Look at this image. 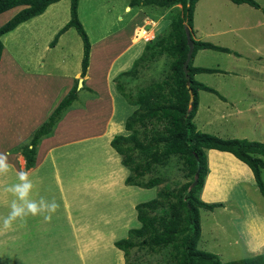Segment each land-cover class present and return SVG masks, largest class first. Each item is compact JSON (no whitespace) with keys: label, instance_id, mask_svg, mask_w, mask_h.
<instances>
[{"label":"crops","instance_id":"0c3cea01","mask_svg":"<svg viewBox=\"0 0 264 264\" xmlns=\"http://www.w3.org/2000/svg\"><path fill=\"white\" fill-rule=\"evenodd\" d=\"M60 3L63 4L62 8L59 6ZM233 4L235 5L233 9H242L241 5H248ZM66 7L68 6L65 0L51 3L41 14L19 23L0 36L2 44L0 51V152L9 154L8 161L12 165L11 171L6 175H0V264H113V262L122 264V260L115 254L113 240L127 235L129 229L139 227L135 204L155 196L154 186L144 188L124 183L129 171L120 163V155L109 144L114 135L129 133L124 129V120L136 108V105L127 103L116 90L114 77L129 69L142 52L144 42L138 41L139 37L135 34L138 28H142L137 26L146 22L142 19V15L149 20L144 15L146 10L144 12L140 10L144 8L143 6L129 7L127 0L124 10L130 13V19L137 17L136 23H133L129 32L119 29L110 36L108 33L100 37L95 42L96 46H100L99 48H94L95 43L90 44L88 63L83 77L79 76L80 67L70 73L62 71L64 75L55 74L53 70L55 66L51 59L55 55L60 58V55H53L52 51L55 48L61 50L63 35L67 33L68 28L57 37L53 45L50 46L49 42H44L42 49L36 51L34 57L32 55L23 57L19 54L17 59L3 45L4 35L21 28L33 29L37 23L42 25V28H47L45 33L54 36L68 17L62 15L58 22H54L53 19L61 11L64 12ZM135 9L138 11L136 12ZM9 10L12 12L6 15L3 22L18 8L13 7L6 11ZM194 10L195 7H193ZM193 11L192 32L194 33L191 37L194 40L203 41L194 37L198 31L197 26H193ZM148 12L151 13V11ZM166 12L164 10L161 13H152L158 18L150 19L149 25L151 23L162 25L165 20L163 15ZM231 14L229 21L227 20L223 29L220 30L227 35L224 37V42L212 43L227 49V52H222L227 57L224 60V66L222 68L206 66L197 62H193L192 65L220 70L208 73L223 76L224 93L217 92L222 97L221 100L217 98L221 104L217 112L221 111L219 116L224 119L227 131H219L220 127H218L214 134L222 138L245 139L244 135L235 133L239 131L237 121L241 122L244 112L252 111L259 118L261 131L264 129V126H261L264 114L256 113L258 108L264 109V100H249V103H244L242 100L243 91L251 96L264 91V81H261L264 79V14L262 18L255 20L246 17L232 20ZM117 17L122 16L117 15ZM3 22L1 21L0 25ZM139 43L142 46L137 50L135 46ZM202 50L204 49L196 51ZM43 53L48 54L50 58L44 60ZM192 59L196 60L195 54ZM46 64L47 68H45ZM74 79H77V89L79 88L75 100L55 124L52 133L38 141L34 163L31 167L25 168L23 156L12 149L28 140L31 132L47 118L65 95ZM82 83L86 88H80ZM209 87L216 90V87L212 85ZM198 107L199 102H197L196 112ZM215 108L216 104L212 106L214 111ZM254 125V128L258 129L257 121ZM262 134L261 132L258 136ZM263 140L260 142H264ZM237 163L245 167L243 174L237 171L231 179L222 176L221 171L234 170L237 168ZM206 165L207 173L200 192L202 197L207 182L209 185L213 182L216 186L215 180L218 182L225 180L229 189L232 184L245 185L254 181L249 168L228 152L212 149L209 153L207 152ZM215 166H219L216 174H214L215 170L213 171ZM19 171L27 172L29 180L33 183L30 199L38 201L43 197L47 201L55 200L58 207L52 213L50 221H46L43 214H29L23 218H17L10 228L5 229L3 219L9 215L11 203L17 199L8 189L20 182L17 176ZM218 173L221 176H218ZM228 189L225 200L217 201L231 203L232 198L228 194ZM242 198L240 196L235 199L236 202H242V215L236 219L235 213L229 223L234 235L236 234L235 241L236 239L241 241L246 253L250 256L258 251H252L255 253L251 254L247 249L256 250L264 247V215L262 213L263 216L260 215L256 202L248 197L245 200ZM216 209L221 211V207H215L213 210ZM222 217L224 218V215ZM219 221L217 219L215 223H212L216 233V236L212 238H217L219 234L218 230L221 229ZM201 231L200 228L198 239H201ZM217 250L215 254L218 257L220 251Z\"/></svg>","mask_w":264,"mask_h":264},{"label":"trees","instance_id":"16d2710c","mask_svg":"<svg viewBox=\"0 0 264 264\" xmlns=\"http://www.w3.org/2000/svg\"><path fill=\"white\" fill-rule=\"evenodd\" d=\"M56 1L59 0H0V13L13 7H21L0 25V36L19 23L41 14L49 4ZM77 1L69 0V20L57 30L49 44L53 45L63 31L73 27L82 44L79 76L83 77L88 63L90 43L76 15ZM230 1L236 4L246 3L258 8L254 0ZM195 2L196 0H128L129 7L154 5L169 9V29L165 34L155 37L152 44L150 41L144 43L141 54L132 62L130 68L114 77L116 90L127 103L136 105V108L124 120V129L129 133L114 135L109 144L120 155V163L129 171L124 179L125 184L144 188L158 185L160 183L158 178L143 181L139 178L152 164H163L171 156H176L181 161L185 170L184 176L189 180L175 190L158 189L153 198L135 204L139 227L129 229L127 236L115 241L114 245L126 254L134 246V239L140 247L152 252L170 244L172 250L170 264H264V251L239 259L221 261L216 254L196 248V241L200 235L198 209L211 210L220 206L218 202L207 203L197 196L202 183L204 185L203 178L207 173L206 150L225 151L243 162L251 171L254 184L264 198V187L260 177V171L264 169V143L244 138L218 137L196 130L192 123L197 109L198 90L213 93L222 99L216 90L193 79L195 73L220 70L193 66L192 57L197 49L227 52L222 46L190 37L192 52L186 66L187 77H185L182 70L187 51L184 27L192 32V11ZM1 49L0 42V51ZM147 49L151 50L149 54L151 59L166 52L171 57L168 64L169 71L161 80L139 88L135 95L130 97L123 91L118 79L127 78L133 72L136 62L143 57ZM80 88L86 87L82 83ZM78 89L77 79H74L65 95L47 118L31 132L28 140L12 149L23 156L25 168L33 165L36 144L41 138L52 133L55 124L75 100ZM188 90L192 92L191 101ZM154 121L161 123V128L154 130L146 141L141 140L136 125L146 127ZM134 151L142 161L133 159ZM193 180L195 184H192ZM165 204L166 212L155 215L154 211L157 207Z\"/></svg>","mask_w":264,"mask_h":264},{"label":"rangeland","instance_id":"374dc122","mask_svg":"<svg viewBox=\"0 0 264 264\" xmlns=\"http://www.w3.org/2000/svg\"><path fill=\"white\" fill-rule=\"evenodd\" d=\"M65 2L69 7V0H65ZM256 2H258V4L260 5L258 9H254L249 5H241L243 6L242 9H233L235 5L229 0H197L194 6L195 10L193 11V26H197L198 33L196 34V36L194 35V37L199 38V40L222 44L224 42V37L227 35L221 33L220 30L223 29L222 27L224 23L227 20L229 21L230 14L232 11V20H239L240 18L244 19L245 17L252 20H255L256 18H262L261 16L264 14V0H256ZM125 3H127V0L78 1V7H76V15L88 37L90 44H94L100 37L105 36L108 33L110 36L113 32H116L119 29H123L125 32H129L131 30V26L133 25V23H136L137 20L135 19H137V17L135 19H130V13H127L124 10ZM62 5V3L59 4L61 8ZM176 6H179V4H176ZM68 7H66L67 9L64 8L65 11L63 10L65 14L62 11L57 14L58 16L53 19L54 22H58L61 18L60 16L62 15H64V17H68L69 20L70 14ZM15 8L19 9L21 7ZM163 8L164 7L160 8L159 6H145L144 8L140 9L143 12L146 10V12H144V15L148 17L149 20H155L156 18H158L152 13H161L164 10L167 11L166 14L164 13L163 15V18L166 21L164 20L162 22V25L157 23H151L149 25V20L144 18V16L142 15V19H145L146 22L139 24V26L137 27L150 29V31L154 35V37L150 40L151 43L149 42L150 44L153 43L155 37L165 34V32H167L169 29V9ZM135 11L137 12L138 10L135 9ZM148 11H151V13ZM11 12L12 10L0 13V23L1 21H4V18L6 17L5 15H8ZM117 15H121L122 17L118 18ZM42 27V25L37 23L36 27L33 29L21 28L17 31H12L3 36V45L12 53V55H15L17 59H19V54H21L23 57H29L30 55L34 57L35 52L40 51L42 49L44 42L47 41L50 43L54 37L53 34L49 35V33H45L47 28ZM193 33L194 32H189L190 37L191 35L193 37ZM62 40L64 45H61V50L55 48V50L52 51L53 55L59 54L61 59L58 58L57 55H55V57H52L51 61L54 62L55 68L53 70L55 74L64 75L62 71L70 73L76 68L79 69L82 54V46L81 40L73 27H68L67 33L63 35ZM96 44L97 43H95L94 48H99L100 46H96ZM141 46L142 45L139 43L136 44L135 48L138 50ZM154 49H156V47ZM150 52V49L144 51L143 57H141V59L136 62V65L133 68V72L127 78L122 77L118 79V81L123 86V91L127 93L130 97H133L139 88L151 82L161 80L169 71L168 64L171 60V57L166 52H162L160 56L151 59L149 55ZM48 54L45 55L43 53L42 56L44 60H48L50 58ZM194 54L196 56V60L192 59V64L193 62H197L206 66H217L222 68L224 66V60L227 59V57H225L222 52H213L210 49L196 51ZM47 67L48 65L46 64L45 68ZM193 79L207 86L212 85V87H216V91L220 94L224 93V88L222 85L223 76L221 74L213 75L209 73H199L198 75H193ZM261 81H264V79H262ZM242 95V100L244 101V103H249V100H264L263 90L261 92H258V95L256 96H251L246 91H243ZM197 98L199 102V107L196 114L192 118V123L194 124L196 130L214 134L215 129L220 127L219 131H227L225 128L224 119L219 116V114H221V111L217 112L221 108V104L218 102L219 98L216 97V95L203 90L197 91ZM214 104H216L215 111L214 109H212V106ZM207 105H209V107H207ZM256 113L257 115H259L260 113L264 114V109L258 108ZM258 119L259 118L256 117V115L253 114L252 111L244 112L241 122L237 121L239 131L235 132L236 135H244L245 139L248 140L262 141V139H264V129L261 131L262 128L259 127L260 122ZM255 121H257L258 123V129L254 128ZM261 126H264V120ZM136 128L138 130V137L141 140L146 141L149 135L154 132V130L161 128V123L154 121L151 124H148L146 127H140L136 125ZM261 132L263 133L262 136H258V134ZM211 150L212 149L207 150V152L209 153ZM207 152H205V156L207 155ZM132 157L135 161H142V158L138 154H136L135 151L132 153ZM215 167H213V171L215 170L214 174L217 173L219 166ZM237 171L240 174H243L245 172V167L237 163L236 169H229L226 170V172L221 171V173H223V177L231 179V176L235 175V172ZM184 172L185 170L181 161L176 156H171L169 159L164 161L163 164H152L149 170L145 171L143 176L139 179L143 181L148 180L150 178H158L160 183L154 186L155 191L158 189L175 190L177 188H180L184 182H187L189 180V178L184 176ZM218 176H221V174L218 173ZM260 177L264 187V169L260 171ZM215 182L216 186L213 184V182H211V185H209V182L206 183V190L203 194V197L202 195H200L202 186L199 192L197 193V196H200V198L203 201H206L207 203H213L212 201L220 203V206L218 207H221V211L219 209L213 210L215 207L211 210H205L202 208L198 209L199 227L202 230V234L200 236L201 239H198L196 241V248L214 254L216 253V251H218L217 249H219L220 254H218V258L221 261H229L233 259L247 257L248 254L245 251L244 245H242L241 241H239L238 239H236L235 241L236 234L234 235L232 226L229 223L230 218L235 213L236 214L234 216H236V219L242 215V202H236L235 199L240 196L243 197V200H245L246 197L250 198L251 200L256 202V206L260 210V215H264V198L260 195L259 191L257 190L254 181L250 182L249 184L245 183V185L242 183L232 184L229 189L228 184L225 180H221L219 182L215 180ZM227 189L229 191L228 194L232 198L230 200L231 203L228 202L227 204H225L224 202L217 201L221 199H223L221 201L225 200L224 197L226 196ZM224 207L227 208L226 211H224ZM164 212H166V204L159 205V207H157V209L154 211V214L162 215L164 214ZM223 215L224 218L222 217ZM216 218L220 220L219 223L221 225V229L218 230L219 234L217 238H212V236H216L215 229L212 226V223H215V221H217ZM238 225H241L240 219L238 220ZM126 236L127 235L113 240V246L116 249H114L115 254L118 255L119 259L122 260V264H170L169 262L170 260H172L170 255L172 251L170 244L166 245V247L157 249L158 251L155 249V251L152 252L145 249L144 247H140L136 239H134V246L130 248L126 254H124L122 250L118 249L114 245V242L121 238H125ZM207 243L211 247H209ZM247 251H250L251 254L255 253L252 251H258L255 253L257 254L263 252L264 247L256 250L247 249Z\"/></svg>","mask_w":264,"mask_h":264},{"label":"clouds","instance_id":"9594fccd","mask_svg":"<svg viewBox=\"0 0 264 264\" xmlns=\"http://www.w3.org/2000/svg\"><path fill=\"white\" fill-rule=\"evenodd\" d=\"M8 155L9 154L6 152H0V175H6L12 170V165L8 161ZM17 176L20 182L8 189L13 192L17 199L11 203V211L9 215L3 219V227L5 229L10 228L14 220L23 218L29 214H43L44 219L50 221L52 213H54L58 207L55 200L47 201L43 197L38 201L30 199L33 183L29 180L28 173L19 171Z\"/></svg>","mask_w":264,"mask_h":264},{"label":"water","instance_id":"95a60500","mask_svg":"<svg viewBox=\"0 0 264 264\" xmlns=\"http://www.w3.org/2000/svg\"><path fill=\"white\" fill-rule=\"evenodd\" d=\"M184 34H185V42H186V45H187V51H186V55H185V58H184V61L182 63V70H183V73L185 74V77H187L186 75V66H187V63L190 59V56H191V52H192V40L190 38V34H189V30L188 28L185 26L184 27ZM188 95H189V101L192 100V92L191 90H188ZM195 183V180L193 181V184Z\"/></svg>","mask_w":264,"mask_h":264},{"label":"built area","instance_id":"2783aa9c","mask_svg":"<svg viewBox=\"0 0 264 264\" xmlns=\"http://www.w3.org/2000/svg\"><path fill=\"white\" fill-rule=\"evenodd\" d=\"M138 30H140V28ZM136 36L139 37L138 41H142L144 43L150 41L154 37V35L150 31V29H145V28L142 29V35L141 36L139 35V31H137Z\"/></svg>","mask_w":264,"mask_h":264},{"label":"bare ground","instance_id":"6f19581e","mask_svg":"<svg viewBox=\"0 0 264 264\" xmlns=\"http://www.w3.org/2000/svg\"><path fill=\"white\" fill-rule=\"evenodd\" d=\"M142 29H143V28H140V30H137V31H139V33H140L139 35H140V36L142 35ZM135 36H136V34H135ZM136 37H137V36H136ZM133 40H134V38H133Z\"/></svg>","mask_w":264,"mask_h":264}]
</instances>
